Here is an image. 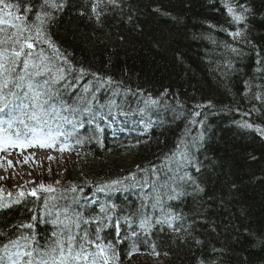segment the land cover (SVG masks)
<instances>
[{"label":"trees","instance_id":"obj_1","mask_svg":"<svg viewBox=\"0 0 264 264\" xmlns=\"http://www.w3.org/2000/svg\"><path fill=\"white\" fill-rule=\"evenodd\" d=\"M54 2L64 7L44 9L52 12L47 35L74 68L88 73L78 81L79 73L68 74L53 86L58 95L50 101L68 118L60 121L63 130L72 133L66 141L58 137L57 143L76 150V161L66 170L67 177L59 175L61 184L56 178L53 192L39 188L42 180L30 183L31 188L0 182V247L18 240L21 248L27 244L29 250H43L53 243L54 232L66 234L68 228L80 236L87 231L95 240L100 227L103 242L115 246V264H133L127 255L133 244L138 253L156 255L154 249L168 255L166 264H264V134L256 131L264 130V0ZM4 3L20 4L19 15L31 23L42 0ZM94 3L99 18L92 11ZM226 3L237 13L241 5L248 8L247 19L233 23ZM28 6L32 11L25 13ZM0 27L9 35L14 31L9 25ZM237 30L244 36L230 35ZM41 50L55 65L68 67L47 44L37 42L31 51L35 56ZM21 70L22 65L17 73ZM92 73L114 82L96 92L92 112L107 114L108 101L115 99L121 106L112 109L115 120L97 115L93 122L82 111L85 106L78 98L85 95L84 86L92 81L93 89L98 87ZM68 82L74 86L65 88ZM9 88L18 91L12 84ZM113 89L119 92L115 97ZM149 95L163 99L162 106L145 109ZM138 98L141 104H136ZM121 110L127 115H119ZM246 123L253 127H243ZM144 126L146 132L140 130ZM137 131L142 134L133 133ZM181 139L191 163L179 156L166 159ZM59 166L56 162L52 169ZM185 173L195 183L181 180ZM131 174L135 179L124 180L126 188L97 190ZM164 184L168 186L162 188ZM73 186L77 191H71ZM157 192L161 204L153 208L145 197ZM142 203L151 222L148 229L139 226ZM112 204L117 207L107 213V221L100 208ZM65 213L80 227L65 220ZM166 216L170 222L156 223ZM27 224L32 227L23 226Z\"/></svg>","mask_w":264,"mask_h":264},{"label":"snow or ice","instance_id":"obj_2","mask_svg":"<svg viewBox=\"0 0 264 264\" xmlns=\"http://www.w3.org/2000/svg\"><path fill=\"white\" fill-rule=\"evenodd\" d=\"M109 2L115 4L116 0H109ZM0 4L3 5V8H0V25H9L11 29H14L9 35L2 27H0V113H3L8 117L7 120L0 121V124L6 123L8 129H12L15 124L23 126V131L20 128H17L14 135L0 136V145L5 143L8 145H17L26 141L28 144L37 143L41 147H51L58 137H64L66 141L72 133L65 132L60 124V121H67L68 118L61 116L50 103L53 96L58 95V92L53 86L66 81L67 76L70 73H79V75L76 76L77 81L83 75H87L88 73L84 68H74L70 61L60 53V50L47 35L46 24L52 19V12L44 11V9H62L64 4H57L54 0H42V3L39 5V10L35 14V19L31 23L27 21L26 15H19L21 10L20 4H8L4 3V0H0ZM97 7L98 5L94 3L92 11L97 14V18H99ZM226 7L233 23L239 24L247 19L245 13L249 12V9L243 5L240 6L241 11L239 13H237L234 7L230 4L226 3ZM13 9L15 11H13ZM23 11L28 13L32 11V8L31 6H28L25 7ZM230 35L234 38L243 37L244 32L243 30H237L230 33ZM37 42L47 44L49 48L53 49L56 59L63 60L64 64L68 65V67L65 68L63 66L55 65L52 58L46 55L43 50L34 56L33 51L31 50L35 47ZM26 49L28 51H26ZM233 51L236 50L233 49ZM257 63H260V61H257ZM21 65L22 70L20 73H17V68ZM92 75L96 78L95 83L98 87L93 89L92 81H89V83L84 86L83 92L85 95H81L78 98V102L85 106L82 111L90 113L93 122L97 115H99V118L102 120H107L109 118L115 120V115L113 114L112 109L121 108L115 99H110L108 101L107 114L92 112L91 106L93 102L97 100L96 92L106 84L111 85L114 83L111 77L105 79L99 77L96 73H92ZM9 84H12V86L18 91L10 89ZM73 86L74 85L71 82L64 84L65 88ZM4 89L9 90L5 92ZM88 93H91L90 98L87 95ZM112 94L115 97L119 92L118 90L113 89ZM256 98L261 99L260 96H257ZM143 103L146 109L151 105H157L159 101L149 95ZM104 107L105 105H100V108ZM198 107L201 106L198 105ZM145 109H140V111L143 112ZM118 114L127 115V113L122 110L119 111ZM193 115L199 116L200 113L195 112ZM68 122L70 123V121ZM191 123H196V121L193 120ZM243 127L252 128L253 125L246 123ZM96 128L98 131H103V129L99 127V124L96 125ZM4 131L5 129L0 128V132ZM256 131L264 134V130H261L260 128H257ZM77 143L79 144L81 141L77 140ZM181 145H183L184 148H181ZM66 147V144L61 145L60 151L63 152ZM177 156H179L182 161L191 163L187 152V143L183 139L178 142L177 149L172 153V156L166 157V159H172ZM50 159L52 158L50 157ZM197 171H199V168H197ZM185 178L195 183L192 176L187 173H185V176L180 177L181 180H184ZM130 179L134 180L135 174H131L123 180L117 179L101 184L97 190L100 192L119 190L116 188V186L119 185H123L126 188L127 185H124V180ZM57 183L59 182L57 181ZM167 186L168 185L166 184L161 185L162 188ZM39 188L45 192L55 191L51 186L45 187L43 184H41ZM71 191H77L76 187L73 186ZM171 191L175 192L176 189L173 187L171 188ZM30 194L36 196L37 190L33 189ZM9 195H11V193H9ZM24 195V192L19 193V196L21 197ZM172 198L174 197L169 196V199ZM145 199L153 201V208H156L161 204V195L159 192H157L155 196H146ZM45 207L47 208V199H45ZM116 207L115 204L110 206L101 205L100 211L106 214L105 220H111V216L107 213L110 210H114ZM145 207L146 205L142 203L140 209L137 210L141 215L139 226L142 229H148L151 227L149 218L144 215L142 211ZM161 211H163V209H161ZM33 219H35V217H33ZM124 219L126 221L130 220L129 217H125ZM65 220L69 221V223H75L77 228L80 227L79 223L71 221V218L68 217L66 213ZM77 220H79V216L77 217ZM58 221L59 214H57V220H54L53 223L55 224ZM60 222L63 223V221ZM163 222H170V218L166 216L164 220L158 219L156 221V223ZM85 223H88V221H85ZM23 226L27 228L32 227L31 224ZM116 228V234L117 237H119L118 223L116 224ZM101 230L100 227L96 228L95 240L89 237L87 231H85L82 236L78 233L72 234L70 228H68L66 234L54 232L53 236L55 239L53 240V243L43 250H29L27 244L21 248L18 240L9 241L8 244H4L0 247V264H115L118 260L115 246L110 241L107 243L103 242L100 236ZM176 231H179V229H176ZM136 235L137 233L133 231L132 236ZM23 239L25 241L28 240L27 237H23ZM122 242L123 241L120 239L117 240V243ZM261 243L264 244V241H261ZM136 251H138V249L135 244H133L131 250L127 253L128 258H131ZM153 252L158 255V253H155L154 249ZM201 264H203V262H201Z\"/></svg>","mask_w":264,"mask_h":264},{"label":"rangeland","instance_id":"obj_3","mask_svg":"<svg viewBox=\"0 0 264 264\" xmlns=\"http://www.w3.org/2000/svg\"><path fill=\"white\" fill-rule=\"evenodd\" d=\"M35 146L39 147L38 144H35ZM9 147L15 148L12 150L13 155H4V152H1L0 154V156H2V158H0V167L3 166L2 169L0 168V182L6 185L13 186L21 184L23 182H28L29 184L32 182L39 183V180H42L41 184L45 186H51L56 183V178L59 182L57 183V185H59L61 184L59 175L67 177L68 174L66 170L74 163V158L72 157V155L66 153L61 156H57V163L61 164L60 168H53L51 169V172H46L50 170L49 167L53 164L51 161H48L47 163H36L33 156L31 157V159H29L27 158V155H29L28 153L27 155H25V151H17V145H10ZM3 156L11 157L12 164L9 165L8 161H2V159L4 158ZM15 161H20V163L16 166ZM30 163L34 165L33 169ZM131 259L134 264H164L165 262L164 259L152 261L149 258L138 253H134L131 256Z\"/></svg>","mask_w":264,"mask_h":264},{"label":"bare ground","instance_id":"obj_4","mask_svg":"<svg viewBox=\"0 0 264 264\" xmlns=\"http://www.w3.org/2000/svg\"><path fill=\"white\" fill-rule=\"evenodd\" d=\"M134 98V97H133ZM166 99V98H165ZM163 100V99H162ZM162 100H158L159 101V103L157 104V106L158 107H161L162 105H160V103H164ZM167 100V99H166ZM136 101V104H141L142 103V101H143V99L142 98H138V99H136L135 100ZM146 128H142V129H140L141 131H143V132H146V130H145ZM210 129V127L208 128V130Z\"/></svg>","mask_w":264,"mask_h":264}]
</instances>
